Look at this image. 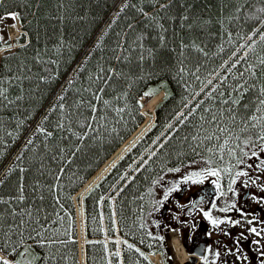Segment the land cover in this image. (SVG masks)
<instances>
[{
  "label": "trees",
  "instance_id": "16d2710c",
  "mask_svg": "<svg viewBox=\"0 0 264 264\" xmlns=\"http://www.w3.org/2000/svg\"><path fill=\"white\" fill-rule=\"evenodd\" d=\"M160 2L167 3V0ZM173 2L175 6L170 10L173 20H159L168 28L164 33L166 46L163 48L156 39L161 31L156 26L157 22L147 21L140 11L143 9L144 13L153 15L159 8V5L153 6L154 0H74L67 12L58 7V0H41L38 9L36 0H3L0 4V15L8 12L20 14L26 32L19 38L22 45L0 58V77L6 78L3 86L8 89L9 99L14 101L12 105L0 108V197L5 200L15 197L20 178L23 177L26 200L19 203L11 200L10 205L0 204V212H5L7 216L6 210L14 208L21 211L29 205L33 210L42 209L41 216L48 218L47 226L59 229L58 239L67 242L55 245L51 251L56 252V259L46 260L45 264H79L78 244L73 239L76 237L73 195L122 142L145 122L143 110L141 113V96L149 98L161 90L165 91L155 104L156 119L151 130L85 194L87 236H103V212L107 231L113 233L110 202L103 198L112 192L111 188L122 178L129 163L140 155L175 115L181 110L187 114L200 100L205 103L184 124L177 120L164 146L149 161L146 160L147 163L119 192L116 211L121 231L140 240L142 230L150 225L146 214L156 209L155 201L162 199L164 194V184L153 182L162 179L167 169L193 161L203 164L199 166H206L201 156L208 154L201 148L198 149L200 155H196L188 147L191 141L185 142L183 138L191 135L194 131L192 125L199 124L200 116L206 115L203 108L215 107L216 101H208L205 92L198 94L195 102L193 97L248 35H264V13L258 11L264 4L260 0ZM181 3H190L192 13L210 21L201 25L202 31L200 28L188 31L180 27L178 17L183 11ZM62 15L65 17L63 20L59 19ZM129 24L134 28L130 29ZM141 35L144 37V48L156 50L155 60L149 58L142 64L137 62L140 54L137 44L141 42L137 41V37ZM261 36L245 56L234 58L236 67H230V71L221 77H227L226 83L221 84L220 79L214 87L226 91L228 85L237 83L241 72L245 73L244 79L249 83H255L257 87L264 85V74H261L258 64L259 58L264 56V40ZM182 39L189 44L195 40L203 51L189 48L185 50L184 57H180ZM118 43L120 48L117 47ZM124 48L128 51H123ZM124 56H128V60L117 59ZM180 59L184 60L186 69L183 73L178 71ZM250 64L256 66L251 70L256 72L253 79H249L250 73L245 72ZM102 68L105 76L111 74L108 69H113L123 72L130 79L126 82L124 77L113 76L105 85L96 81V77L102 74ZM240 82L243 83V80ZM90 85L91 91H85ZM99 87L105 91L96 92ZM149 90L153 94L144 95ZM93 92L109 100L110 105L104 106L102 102L93 100ZM124 92L128 93L126 97L122 95ZM213 95L216 93L213 92ZM253 95L254 92H249L244 102L247 103ZM17 96L23 99L17 100ZM61 96L63 100H60ZM81 101L95 103L97 112L91 113L86 103L78 107ZM190 101L189 106L185 107ZM61 103L65 105L64 109L58 107ZM116 108H123L124 111L118 114ZM71 113H82L81 123H90L96 131L81 128L76 123V116L69 120L67 117ZM58 122L65 125L71 123L72 130H59L56 127ZM40 128L53 135L46 140L45 132L38 131ZM113 128L114 132L111 131ZM72 132H87L88 135L79 141ZM29 140L33 142L31 145L28 144ZM46 143L48 149L45 148ZM58 145L71 147L73 151L79 145L80 151L75 156L69 154L67 159H48L53 153L58 157L62 155L57 152ZM41 158H44V175L36 170ZM61 167L64 168L63 173H59ZM21 168L25 171L21 172ZM56 175H60L59 181L55 179ZM37 181L44 186L40 192L33 191ZM48 185H53L54 191H48ZM40 194L44 196L43 201L38 198ZM98 240L89 239L86 242L88 264H107L104 244ZM0 251L15 261L21 258L19 254L23 247H18L15 253L3 247H0ZM47 251L35 248V252L42 256ZM138 257L134 251L130 255L126 253L128 264H137ZM144 264L147 262L144 261Z\"/></svg>",
  "mask_w": 264,
  "mask_h": 264
},
{
  "label": "snow or ice",
  "instance_id": "6c2138e0",
  "mask_svg": "<svg viewBox=\"0 0 264 264\" xmlns=\"http://www.w3.org/2000/svg\"><path fill=\"white\" fill-rule=\"evenodd\" d=\"M73 2L74 0H67L66 6V0H58V7L67 12ZM260 2L264 4V0H260ZM2 3L3 0H0V4ZM40 4L41 0H36L37 9L40 7ZM156 5H159V8L151 16L144 13L143 9H140V11L146 16L147 21L157 22L156 26L159 27L161 31L157 34L156 39L158 44L163 48L166 46V37L164 33L168 31V28H166L163 23H159V20H167L171 22L173 17L170 14V10L175 5L173 0H167V3H161L160 0H154L153 6L155 7ZM125 6L127 7L128 5ZM132 7H135V5H132ZM180 7L183 9L181 15L178 17L181 28L188 31H194L195 29L200 28L202 31L201 25L210 22L204 20L201 16L192 13V5L190 3H181ZM121 11H123V9H121ZM236 11L239 12L240 9L237 8ZM258 11L260 13H264V7L259 8ZM6 16L13 20L20 18V14L18 12H8L6 13ZM64 18L65 17L63 15L59 17L61 20ZM13 27H15V25H13ZM128 27L130 29L134 28L132 24H129ZM143 39L144 37L142 35L137 37V41H141L137 44V47L140 49L137 62L140 64H142L146 59L151 58L152 60H155L156 58V50L154 48L145 49L142 43ZM261 39L264 40V35L261 36ZM137 41H133V43L135 44ZM9 47H11V45H9ZM117 47L120 48L121 45L118 43ZM189 48H197L199 51H203V49L199 48L196 44L195 40L189 44L185 43L182 39L180 41V57H184L185 50ZM123 51L127 52L128 49L124 48ZM171 51L175 52V49H172ZM37 55H39V53ZM117 59H121L122 61L128 60V56L117 57ZM179 64V73L185 72L186 69L183 66L184 60L180 59ZM258 64L261 69V74H264V56L259 58ZM231 67L235 68L236 64L233 63ZM254 67L256 66L250 64L248 68L245 69V72L250 73L249 79L256 77V72L251 71ZM100 71L102 74L96 77V81L102 82L105 85L113 79V76L124 77L126 82L130 79V77L125 76L123 72H116L113 69H108V72L111 74L107 76L103 75V68ZM244 75L245 73L241 72L237 83L228 85L226 91H222L219 88L214 87L212 91L205 93L208 101H216V106L204 107L203 112L206 115H201L200 123L192 125L194 129L193 133L183 138L185 142L191 141V143H188V147L196 155H200L198 149L201 148L208 154L207 156H201V159L207 166L200 168L197 171L188 172L182 176L180 181L171 183V186L164 189L163 198L155 201L156 205L163 206L164 202L169 199L172 193L180 190V184H203L209 177H215V179L211 181L214 186L213 192H205L203 195H200L198 199L189 201V205H184L183 207L190 206L188 215H191L193 211L201 212L215 229H218L223 236L230 237L233 240L232 247H229L227 244L222 245L225 256L223 264H236V262H240V264H253L252 258L249 257L243 249L242 241H247L249 239L248 235H245V232L258 238L251 240L249 251H252L255 254L256 264H264V244L261 243V241L264 240V221L259 219V214L244 212L242 208L237 207L235 200L230 202L226 201L224 207L218 208L216 204L217 199L220 197H226L229 193L233 196L238 195L237 190L233 187L237 181H240L242 186L245 188L255 185L260 189V191L264 192V184L258 183L260 177H253L249 173V170L264 173V158H261L260 156V153H264V85L257 87L255 83H249L248 80H245ZM24 78L27 79V77ZM14 79H20V77H15ZM89 79L92 78L89 77ZM197 79H199V77H197ZM241 80H243V83L240 82ZM226 81L227 77L221 78V84H225ZM5 82L6 78L0 77V108L10 106L14 103L13 100L9 99L8 89L3 86ZM207 83L211 84L212 81L209 80ZM129 86L131 85L129 84ZM85 91H91V85L89 88L85 89ZM104 91L105 89L103 87L96 89V92L99 93H103ZM201 91L203 92V89H201ZM96 92L92 93L93 100L102 102L104 106H109L110 101L103 99V97L97 95ZM213 92H215L216 95H213ZM249 92H254V95L249 97L248 102L245 103L244 99ZM233 93H235V95H233ZM152 94V90L144 93V95L147 96ZM122 95L126 97L128 93L124 92ZM16 99L20 100L23 99V97L17 96ZM63 99L64 97L61 96L60 100ZM117 99H119V97H117ZM85 103L91 113L97 112L96 104L91 101H81L77 106L79 107L81 104ZM204 103V100H200L197 102L195 108H191L187 114H184L183 112L180 113L177 117L179 123L184 124L188 120L189 116L194 115L196 109L200 108ZM58 107L60 109H64L65 105L61 103ZM115 111L119 114L120 112H123L124 109L116 108ZM72 116L77 117L76 123L80 124L81 128L87 127L92 129V125L90 123L87 125L81 123L80 117L82 116V113H71L67 118L71 120ZM92 118L96 119L95 116ZM45 119H47V117H45ZM101 126L103 127V125ZM56 127L61 131L65 129L68 131L72 130L71 123L65 125L63 122H58ZM169 128H172V125H169ZM92 130L96 131V129ZM38 131L45 132L46 140L48 137L53 135L52 132H46L43 128L38 129ZM111 131L114 132L115 129L113 128ZM72 135L75 136L77 140L82 141L83 137L88 135V133L72 132ZM63 139H67V137H63ZM210 142L211 146H209ZM32 143V140L28 141L29 145ZM163 146V144L160 145L161 148ZM45 148H49L47 143L45 144ZM79 151V145L75 146L74 151L71 147L66 148L58 145L57 152L62 155L58 157L56 153H53L50 157H48V159H67L69 154L71 156H75ZM152 155H156V153L153 152ZM225 156H227V161L225 160ZM253 158L256 160L255 165L247 162ZM194 162L195 161H193V163ZM144 163H147V161H144ZM36 170L41 175L45 174L44 158H41L40 164ZM20 171L24 172L25 169L21 168ZM167 171L180 172V168H169ZM63 172L64 168H59V173ZM225 176L227 177L226 190L225 186L221 183ZM242 177H247V179L241 180ZM55 179L59 181L60 175H56ZM20 180L21 182L17 188L18 194L8 200L0 197V204L10 205L11 200H15L18 203L26 200L24 195V184L22 182L23 177H21ZM153 183H159V180H156ZM43 187L44 186L40 185L39 181H37L36 186L33 187V191L40 192ZM47 189L50 192L54 191V186L48 185ZM209 196L212 197L211 209L205 211L202 205L209 202ZM38 198L43 201L44 196L40 194ZM247 198H250L257 204H264V197H257L250 194L246 197V199ZM212 209L221 213H229L235 210L239 213L241 218L233 219L230 216L213 217L211 214ZM41 211V208H35L33 210L32 206L29 205L21 211H17L14 208L6 210L7 216L5 215V212H0V247L6 249L10 248L12 253H15L18 247H23V251L19 254L21 257L20 259L12 262L4 259L0 260V264H37V262H39V264H45L46 260L56 259V252L51 251V249L55 245H63L67 242L62 239H58L59 229H52L47 226L48 218L47 216H41ZM249 216H251V218H248ZM25 217H27V219H25ZM60 219L62 220V218ZM52 223H55V221ZM257 224H259L260 227H257ZM221 225L231 227L240 226L241 228H244V231H241L237 236L233 237L231 232L221 228ZM245 225H247V227H245ZM141 227H144V225L141 224ZM173 231L176 230L174 229ZM149 235L151 234L149 233ZM208 235H211V233H208ZM13 237H18V239L14 240ZM154 239L163 240V237H154ZM29 241L31 243H29ZM217 244H221V242L217 241ZM36 247L48 249L49 251L42 256L40 253L35 252ZM127 247L131 249L133 248V245L128 244ZM135 250L139 252L141 256H144V253L140 252V249L137 248ZM56 251L58 252L59 249H56ZM114 255L119 256L120 253L116 252ZM190 255L198 256L202 261V264H217L221 257V251L219 248L213 250L210 246L207 248L201 247L198 252L194 251ZM209 256L212 257L211 260H209ZM228 257H235V260H228ZM145 259H147V257H145Z\"/></svg>",
  "mask_w": 264,
  "mask_h": 264
},
{
  "label": "flooded vegetation",
  "instance_id": "af4514ba",
  "mask_svg": "<svg viewBox=\"0 0 264 264\" xmlns=\"http://www.w3.org/2000/svg\"><path fill=\"white\" fill-rule=\"evenodd\" d=\"M237 192V196H233L231 193L228 194L229 202L235 200L237 207L242 208L244 212L248 213H258L259 219L264 221V204H257L250 198H247L250 194L255 195L257 197H264V193L259 191V188L255 185L249 186L247 188L242 186L240 181L233 186ZM214 186L209 180H205L203 184H186L183 186V189L176 195L175 199L169 201L163 208V213L161 217L158 219V223L160 227H167L177 225L178 232L177 234L181 238L184 245V250L187 253V259L184 264H202V261L198 256H191L190 254L198 252L201 247H211L213 250L219 248L221 251L220 260L217 264H223L225 260L224 250L222 245L227 244L229 247L233 246V240L230 237L223 236L222 233L218 229H215L211 223L203 216L201 212L193 211L191 215H188L189 207H183L184 205H189V201L198 199L200 195H203L205 192H213ZM220 197L216 200L217 207H224L225 201ZM209 202L205 205H202L205 211L211 209V200L212 197H208ZM211 214L213 217H224L230 216L233 219H240V215L235 210L229 213H221L215 209L211 210ZM248 218H251L249 216ZM260 227L259 224L256 225ZM247 227V225H245ZM221 228H224L227 231H230L232 236H237L241 231H244V228L240 226L231 227L226 225H221ZM211 233V235H208ZM159 234H155L158 236ZM245 235H248L249 239L247 241H242L244 251L252 258L253 264H256V257L252 251H249V245L251 240L258 239L254 235H250L245 232ZM164 239L167 240L169 234L165 233L163 235ZM217 241H220L221 244H217ZM264 244V240L261 241ZM147 246L153 252H156L158 248L157 245H154L152 242H147ZM173 249L171 247L165 246L164 253H161V259L166 261L167 264H180L176 261L175 256L173 255ZM207 254V253H205ZM212 257L209 256V260ZM228 260H235V257H228ZM236 264H240V262H236Z\"/></svg>",
  "mask_w": 264,
  "mask_h": 264
},
{
  "label": "rangeland",
  "instance_id": "374dc122",
  "mask_svg": "<svg viewBox=\"0 0 264 264\" xmlns=\"http://www.w3.org/2000/svg\"><path fill=\"white\" fill-rule=\"evenodd\" d=\"M13 25H15L14 29H12ZM22 28H23L22 24L19 22L18 19L13 20L11 18H8L6 16V14L0 16V37L2 39V42L5 43V45L7 43H10L11 46H15L14 43L18 41L17 38L20 37V35H21L22 31H23ZM252 38L254 40V35H251L250 37L245 38V40L242 42V44H240L236 48L237 49L236 52H234L231 56H229V58L225 61V63H223L222 67H220V69L208 79V81L211 80L212 83L211 84L206 83V85L202 88L203 92H205V93L210 92L212 90V88L216 85V83L221 79V77L229 70V69H223V68L224 67L226 68V66H228L227 63L230 60H232V57L236 53H239L238 56H241V55L245 54V52L250 47V41H253V40H250ZM6 47H8V46L6 45L5 48ZM0 54H2V52H0ZM203 92L201 90H199L198 94L203 93ZM155 96L152 97L145 104L146 108L148 106V103L150 104V102L152 100L154 101ZM197 96L198 95H196L194 97V102L196 101ZM190 103H191V101L188 102L187 106H185V107H188ZM153 107H155V105ZM146 108L145 109L143 108V110L145 111ZM182 112H183V110H181L177 114L176 118ZM147 113L152 118V114L155 113V111L153 109L152 112L147 111ZM152 119H151V121H149V120L146 121L144 124H142L139 127L138 131H136V133L133 134L134 136H132L123 146H121V148H119V150L117 151V153H115V155L113 156V158L111 159L110 162H108V163L106 162V163H104L101 166V168L99 169L100 171L98 173H96L94 179L90 182V184H93L94 181H97L108 170V168L111 166V164L115 163L121 156H123L126 153V151H128L133 146L135 141L141 135H143V133L150 126V124L152 123ZM153 150L154 149L151 150V149L148 148L145 151V153L149 152L148 156H150L155 151V150L154 151ZM260 156H261V158H264V153H260ZM139 159H141V157H139L138 159H136L133 162H131L128 165V167L126 168L124 175H125L127 180L131 179L133 174H135L143 166L144 161L147 160V158L145 156H143L142 159L138 162ZM225 160L227 161V156H225ZM247 162L248 163H252L253 165H255L256 160H255V158H253L252 160H249ZM188 164H190V163H188ZM188 164L186 165V168L190 167V169H192L194 167L195 169H192V171L199 170V167H197L198 166L197 164L193 163V167H191L192 165H188ZM188 172H191V171H188L187 169L183 168V169H180V172H171V173H169V175H167V179H171L172 177H175V176L182 177L183 175L187 174ZM249 173L253 174L252 175L253 177L259 176L260 177V180H259L260 183L264 184V173L256 172V171H253V170H249ZM177 174H179V175H177ZM221 183H222V185L225 186V190H226V185H227V177L226 176L221 181ZM116 191H117V189L113 192V194L107 195V197H108V199L110 201L111 210L113 211V215H112V222H113V226H114L113 234L107 231V225L105 223L106 216H105V214L103 212L102 217H103L104 225H105V234H103V237H100V240H98V241L103 242V244H104V251H105L104 254L106 256V259H108V264H122V260H121L122 257H123V251L122 250L124 249V247H127L128 244L133 245V248H135V247L137 248V245H135V244L130 242V240L128 239V236H126L127 237L126 238L125 235H123V233H122V231L120 229V225L118 224V217H115V213H116V211H115V203H116L115 197L117 195ZM259 191H260V189H259ZM81 194L82 193L80 192L79 197L74 196V199H75V210H76V217H75L76 237H75V240H77V242H78L77 244H78V247H79V252H81V256L83 257L84 256V248H85V244H86L87 238L85 236V232H84V228H83L84 227V224H83L84 223V212H83V208H82L83 205H82L81 198H80ZM222 199L225 202L226 201L229 202V197L228 196L223 197ZM82 217H83V219H82ZM166 245H168V244H166ZM116 252H119L120 255L119 256L114 255V253H116ZM149 253H150V257H151L152 261H154L156 263H158V261H159V263H160V261L162 259L160 258L158 253H153V252H149ZM145 257H147V256H145ZM172 257H173V255H172ZM114 259H117V261L114 260ZM175 259H176V261L178 263L180 262V260L183 261L179 254H178L177 257H175ZM178 259H180V260H178ZM147 261L150 264H154L151 260H149L148 257H147Z\"/></svg>",
  "mask_w": 264,
  "mask_h": 264
},
{
  "label": "bare ground",
  "instance_id": "6f19581e",
  "mask_svg": "<svg viewBox=\"0 0 264 264\" xmlns=\"http://www.w3.org/2000/svg\"><path fill=\"white\" fill-rule=\"evenodd\" d=\"M12 26V25H11ZM12 29H14V27L12 28ZM163 95V93L162 92H160L158 95H156L155 96V99H154V101L152 100L151 102H150V104L148 103V106H147V108H146V106L144 107V109L146 108V110L147 111H150V112H152L153 111V109H154V105L157 103V101L159 100V98H161L160 96H162ZM144 111L143 110V112L146 114V120H145V122L146 121H151V116H149V114L147 113V111ZM144 122V123H145ZM143 123V124H144ZM117 153V152H116ZM93 177V176H92ZM91 177V178H92ZM91 178H90V180H91ZM82 219H83V217H82ZM174 244H175V246H176V249H177V253L180 255V257L182 258V260L183 261H185L186 259H187V253H186V251L184 250V247H183V245H182V243H181V241L180 240H178L177 238L174 240Z\"/></svg>",
  "mask_w": 264,
  "mask_h": 264
}]
</instances>
